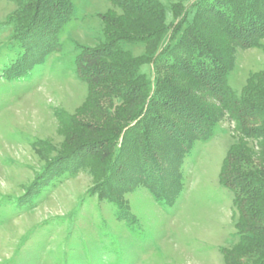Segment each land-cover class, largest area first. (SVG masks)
Returning a JSON list of instances; mask_svg holds the SVG:
<instances>
[{"label": "trees", "instance_id": "1", "mask_svg": "<svg viewBox=\"0 0 264 264\" xmlns=\"http://www.w3.org/2000/svg\"><path fill=\"white\" fill-rule=\"evenodd\" d=\"M16 1L9 21L11 47L19 50L4 72L8 79L24 77L60 48V29L74 10L71 0ZM111 2L120 12L104 14L105 39L75 58L88 85L85 102L60 113L62 149L19 202L87 168L95 179L88 194L113 204L118 220L138 225L123 195L142 184L161 203H174L184 158L227 117L237 135L219 183L233 192L238 241L221 251L226 264H264V69L240 94L229 84L236 47L262 45L264 0H199L191 19L189 12L179 17L174 4L171 22L160 0ZM125 43L144 52L135 55Z\"/></svg>", "mask_w": 264, "mask_h": 264}, {"label": "rangeland", "instance_id": "2", "mask_svg": "<svg viewBox=\"0 0 264 264\" xmlns=\"http://www.w3.org/2000/svg\"><path fill=\"white\" fill-rule=\"evenodd\" d=\"M71 1L60 48L24 77L8 79L4 72L19 50L11 47L9 21L18 2L0 0V264H226L221 249L238 241L233 192L219 183L237 135L227 117L184 158L174 203H161L142 184L123 195L138 225L118 220L113 204L88 194L95 179L87 168L48 181L19 202L40 168L62 149L60 113L73 114L85 102L88 85L77 74L76 55L105 39V13L120 12L111 0ZM160 1L169 22L172 5H179V17L189 12L191 19L199 2ZM261 43L235 49L229 84L239 94L248 77L264 69ZM125 45L135 55L144 52L142 45Z\"/></svg>", "mask_w": 264, "mask_h": 264}]
</instances>
